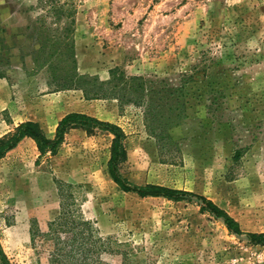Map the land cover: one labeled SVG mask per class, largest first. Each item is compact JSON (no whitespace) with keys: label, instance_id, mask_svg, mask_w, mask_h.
<instances>
[{"label":"rangeland","instance_id":"obj_1","mask_svg":"<svg viewBox=\"0 0 264 264\" xmlns=\"http://www.w3.org/2000/svg\"><path fill=\"white\" fill-rule=\"evenodd\" d=\"M150 98L170 119L161 139ZM70 112L120 127L131 183L203 195L243 233L193 194L122 189L114 134L72 126L55 152L24 137L0 158L12 264H52L49 227H64L59 245L68 227L101 236L102 264H264L247 235L264 233V0H0V137L26 120L54 137Z\"/></svg>","mask_w":264,"mask_h":264},{"label":"trees","instance_id":"obj_2","mask_svg":"<svg viewBox=\"0 0 264 264\" xmlns=\"http://www.w3.org/2000/svg\"><path fill=\"white\" fill-rule=\"evenodd\" d=\"M135 79V78H133ZM113 89L116 87H112ZM145 86L139 83L134 91L138 92L139 99L141 102L146 95ZM166 89H160L162 92L168 91L174 92L176 89L165 87ZM126 89V88H124ZM128 90V89H127ZM132 91V89H130ZM129 90V91H130ZM158 90L156 88L150 89V92L155 93ZM84 92L88 95L87 89L84 87ZM149 92V91H148ZM149 94V93H148ZM155 100L150 98L149 106L150 109L148 114L151 119H155L160 128V132L156 134L159 139L164 138L167 129L170 127V119L166 117L165 113L158 112V107L154 105ZM72 126H88V127H99L106 129L114 134V142L112 146V156L110 158V174L114 181L121 186L122 189L126 191H135L141 196H163L172 200H181L185 195H192L193 193L189 191H184L181 189H174L168 186H163L159 184H145L137 185L131 183L126 177H124L118 170V163L125 157L126 151L123 144V133L120 127L112 122L103 121L97 117L81 113V112H70L66 114L58 123L54 137H49L44 129L39 125L38 122L32 120H26L20 122L12 131L0 137V158L5 155V153L15 147L17 143L24 137H31L36 142L38 149L42 153L55 152L58 145L64 138L65 132ZM201 200V209L214 214L216 217L222 218L225 222L226 227L229 231L241 234L242 229L239 226V222L230 214H228L219 205L213 202L211 199L200 195L193 194ZM80 223H87V221L79 220ZM57 231L55 227H49L47 232H38L39 234L46 235L52 239H56V246L52 250L51 254L54 255V260L52 264L63 263L64 264H102L103 262L99 260V251L101 249L100 241L103 239L101 236L93 235L92 231L87 230L85 227H68L66 230L70 231L69 235L64 237V244L59 245L62 241V236L59 234L63 232ZM66 232V231H65ZM36 232L32 230V239H35ZM247 235L253 243H261L264 241V233H254L247 232ZM58 244V245H57ZM99 245L100 248L97 249ZM93 247L95 249H93ZM64 260V261H63ZM0 264H12L10 259L4 252L0 244Z\"/></svg>","mask_w":264,"mask_h":264}]
</instances>
